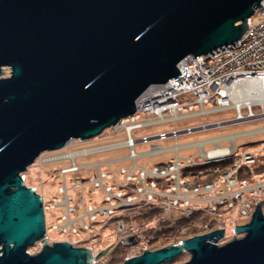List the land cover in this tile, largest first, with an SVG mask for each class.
I'll return each mask as SVG.
<instances>
[{
    "label": "water",
    "instance_id": "95a60500",
    "mask_svg": "<svg viewBox=\"0 0 264 264\" xmlns=\"http://www.w3.org/2000/svg\"><path fill=\"white\" fill-rule=\"evenodd\" d=\"M259 2L0 0V75L9 68L0 76V264H88L106 255L114 242L95 255L65 240L47 245L42 198L20 173L41 153L133 114L141 99L165 91L179 61L239 39ZM263 201L223 244L214 243L223 228L215 229L121 264H160L183 252L189 258L179 264H264ZM39 239L41 249L28 253Z\"/></svg>",
    "mask_w": 264,
    "mask_h": 264
},
{
    "label": "built area",
    "instance_id": "2783aa9c",
    "mask_svg": "<svg viewBox=\"0 0 264 264\" xmlns=\"http://www.w3.org/2000/svg\"><path fill=\"white\" fill-rule=\"evenodd\" d=\"M254 17L255 22L252 21ZM247 25L236 41L195 56L186 64L179 61L180 73L164 83L165 91L141 99L133 114L106 128L109 129L107 137L123 131V140L57 154L45 152L49 155L42 156L41 153L38 156L40 163L59 159L70 161L68 167L58 170L60 180L54 196L45 200L39 194L44 213H52L55 219L49 225L45 222L42 238L46 236V243L60 240L49 234L53 231L63 235L64 240L73 246L90 248L95 255L101 250L96 251L97 238L109 236L114 242L110 247L128 249L124 260L141 254L144 249L154 250L149 245L157 234L159 221L164 218L172 224L184 220L180 228L182 231L194 230L192 235L221 228L225 232L227 223H230V239L237 236L234 225L247 223L255 203L264 197V140L259 142L257 149L240 154L235 153L232 136H228L229 144L225 146L218 144V138L201 140L194 143L198 149L195 156H180L177 153L180 146L176 142L170 147H162L150 143L149 135L141 134L135 138L132 132L229 108L235 109L237 119H242L255 116L252 108L260 106L259 115L264 119V100L237 105L233 99V91L238 85L259 86L264 81V0L254 7ZM242 109H245V115L241 113ZM260 131L264 132V126ZM171 133L176 137V130ZM155 137L163 139L166 133L159 132ZM78 140L70 138L64 146L73 145ZM206 142H211L213 146L205 149ZM139 143H150L149 149L137 153L135 145ZM123 147L127 148L126 158L132 163L121 167L116 174L107 167L112 160L76 165L75 159L79 155ZM166 151L174 152L167 161L149 166L136 162L140 156ZM224 162H228L227 165L220 168L219 165ZM80 169L92 171L86 177H75L76 182H72L74 179L71 178L72 183L68 185L66 174ZM94 189L99 190L101 198L93 204L88 203L85 194L90 195ZM33 190L36 191V188ZM263 204L264 201L260 209L264 215ZM148 214L150 216L139 219ZM241 217L243 220L239 223ZM229 237L223 234L214 243L223 244ZM179 241L172 244H179ZM36 242L40 250V239ZM95 262L93 260L88 264Z\"/></svg>",
    "mask_w": 264,
    "mask_h": 264
},
{
    "label": "rangeland",
    "instance_id": "374dc122",
    "mask_svg": "<svg viewBox=\"0 0 264 264\" xmlns=\"http://www.w3.org/2000/svg\"><path fill=\"white\" fill-rule=\"evenodd\" d=\"M252 21L255 22L256 18L255 17L252 18ZM2 71H5V72H3L2 75L0 76H7L9 69L4 67L2 68ZM253 111L254 113H259L261 111V107L253 106ZM234 118H235V112L232 108L223 109V110L214 111L213 113H209L205 116H195V117H187L184 119H179L176 123L170 121V122H165V123L158 124L155 126H150L142 130H133L132 135L133 137L137 138L141 134H154L159 131L170 132L172 129H176L179 131V130L186 129L187 127L194 128V127H199L201 125L217 123L220 121L233 120ZM263 125H264V119L256 118L254 120L241 121V122L226 124V125L217 126L213 128L201 129V130H197L193 132L178 134L176 137V142L178 144L192 143V142L201 141L205 139H212L218 136L236 134V133L245 132L249 130L259 129ZM108 133H109V129H106L101 135H98L96 137L83 140V141L78 140L73 145L64 146L61 149L52 151L50 153L57 154V153H63L67 151L82 150V149H86V148H90V147H94L98 145H103V144H107L111 142L121 141L125 138L123 131H120L119 133L113 135L112 137H107L106 135ZM262 140H264V133H251V134L237 136L235 138V146H236L235 153L240 154L243 152L255 150L257 149L259 142ZM150 143L157 144L162 147H170L175 143V138L171 136L165 140H152ZM150 143L136 144L135 151L137 153H141V152H144L145 150H148ZM204 148L208 149L210 147L208 145H205ZM197 152H198V149L194 145L188 148L181 149L179 151V155L180 156H195ZM172 154L174 153L168 152L164 154L162 153V154H154V155H149L145 157H140L137 159V163L139 165L155 164V163L167 160ZM46 155H49V154L45 152L42 154V156H46ZM126 155H127L126 148H118V149L99 151V152H94V153H89V154H82L76 157L75 162H76V165L83 166V165L91 164L95 162L115 160L118 158L125 157ZM37 163L36 164L32 163L23 172L25 176L24 182L27 186L35 187L36 192H38L39 194H41L42 192L45 200H49L51 197L54 196L56 192V187H57L58 180H59L58 170L60 168L68 167L70 165V161L68 159H59V160L42 163L41 165L40 164L37 165ZM131 163L132 162L130 160H126V159L123 161H112L107 164V167L113 173L116 174L121 167H128L131 165ZM104 167L105 166H103V168ZM91 171H92L91 169H80L76 172H68L66 174V180L68 182V185H70L72 182L77 181V179H74L75 177L77 176L86 177L89 175ZM71 178L74 179L72 180V182H70ZM70 192L72 193L73 196H75L73 191H70ZM85 196H86V201L92 204L93 202L94 203L98 202L101 198V194L99 190L97 189H94L90 195L86 193ZM263 198L264 197L262 196L261 199ZM74 202H76V200H74ZM262 209L264 211V204L262 205ZM45 219H46L47 225L55 221L53 214L50 212H46ZM242 220L243 218L241 217L238 219V222L240 223ZM159 223L160 224L158 225V230L156 231L157 234L156 236L154 235V239L149 245L150 248L156 249L158 248L157 245L164 243V241H166L164 243L166 246V245H169L168 244L169 242L170 244H172L175 241L177 242L179 240H182L188 237V236L187 237L184 236L185 231H182L183 229L180 227H177V229L173 231L163 232L164 229H166L169 225L172 224V222L167 218L162 219V221H159ZM224 234L226 237H229L232 234L230 223H227ZM52 236L57 239L64 237L61 234H54V233H52ZM230 238L231 237H229L226 240H229ZM101 239H102L101 237L97 238L96 251L100 248L101 249L105 248L106 246L110 245V242H113L112 238H109V236L105 239H102V240ZM39 248H40V245L36 242L33 245L28 246L26 251L30 254H34L36 251L39 250ZM116 249L121 250V252L118 251V254L121 253V257L124 256L126 252L128 251L127 248H123V247L112 248L111 246L108 252L106 253V255L96 260L94 264H121L123 262V258L118 261H116L115 259L116 257L118 258L119 256L112 258L113 250H116ZM188 258H189V253L183 252L179 254L177 257H175L174 259L167 261V262L160 263V264H179V263L186 261Z\"/></svg>",
    "mask_w": 264,
    "mask_h": 264
},
{
    "label": "crops",
    "instance_id": "0c3cea01",
    "mask_svg": "<svg viewBox=\"0 0 264 264\" xmlns=\"http://www.w3.org/2000/svg\"><path fill=\"white\" fill-rule=\"evenodd\" d=\"M233 109V108H232ZM234 110V112H235V118L233 119V120H228V121H220V122H217V123H221V122H228V124H231V123H236V122H241V121H248V120H254V119H256V118H262L260 115H259V113L261 112H259V113H254L255 114V116H253V117H251V118H242V119H237L236 118V111H235V109H233ZM244 112H243V111ZM241 110V113L243 114V115H245V113H246V111H245V109H242ZM252 110H253V108H252ZM214 111H218V110H214ZM214 111H209L208 113H206V114H198V115H194V116H187V117H195V116H205V115H207V114H209V113H213ZM254 112V111H253ZM187 117H184V118H187ZM184 118H182V119H184ZM178 121V120H177ZM177 121H172V122H174V123H176ZM170 122V121H169ZM165 123V122H164ZM160 124H162V123H160ZM158 125V124H157ZM210 125H213V123L212 124H206V125H201V126H199V127H194V128H190V127H187L186 129H184V130H176V129H172L170 132H165V131H159V132H164V133H166V137L165 138H163V139H158V138H155V139H153V140H165V139H167L168 137H174L173 135H172V131L173 130H176V137H177V135L178 134H182V133H187V132H193V131H197V130H201V129H208V128H213V127H217V126H210ZM226 125V124H225ZM155 126V125H154ZM218 126H222V125H218ZM264 126V125H263ZM262 126V127H263ZM261 127V128H262ZM261 128H259V129H254V130H249V131H245V132H240V133H236V134H230V135H223V136H218V137H215V138H218V144L219 145H221V146H225V145H228L229 144V139H228V136H232L233 137V141H234V144H235V138L237 137V136H240V135H246V134H251V133H264L263 131H260V129ZM194 129V130H193ZM196 129V130H195ZM159 132H157V133H159ZM157 133H154V134H147V135H156ZM176 137H174L175 138V142H176ZM205 140H208V139H205ZM177 143V142H176ZM195 142H192V143H186V144H178L180 147L178 148V150H177V153H178V155H179V151L181 150V149H184V148H188V147H191V146H194L195 144H194ZM223 143V144H222ZM205 145H208L210 148L213 146V144L211 143V142H206V143H204V146ZM196 146V145H195ZM123 148H125V147H123ZM116 149H118V148H116ZM127 149V148H126ZM111 150V149H110ZM235 150H236V146H235ZM168 152H173V151H166V152H163V154L164 153H168ZM174 153V152H173ZM127 154H128V150H127ZM158 154H162V153H158ZM152 155H154V154H152ZM146 156H149V155H146ZM173 156V154L169 157V158H171ZM127 157V155L125 156V157H122V158H124V159H122V160H112V161H123V160H130V159H128V158H126ZM140 157H145V156H140ZM140 157H138V158H140ZM137 158V159H138ZM168 158V159H169ZM137 159H136V162H137ZM167 159V160H168ZM167 160H165V161H167ZM111 161V162H112ZM131 161V160H130ZM132 162V161H131ZM161 162H164V161H161ZM159 163V162H158ZM145 165H147V164H145ZM150 165H152V164H150ZM147 166H149V165H147Z\"/></svg>",
    "mask_w": 264,
    "mask_h": 264
},
{
    "label": "bare ground",
    "instance_id": "6f19581e",
    "mask_svg": "<svg viewBox=\"0 0 264 264\" xmlns=\"http://www.w3.org/2000/svg\"><path fill=\"white\" fill-rule=\"evenodd\" d=\"M259 86H261V87H259ZM259 86L251 85V84H243V85L240 84V85H238L236 87L237 88L236 91H233V93L235 95L233 97L234 102L237 105H242V104H250V103H253L254 101H262V100H264V81L262 83H260ZM149 136H150V139L151 140H153L152 138H156L155 135H149ZM37 158L33 161V163L36 164L37 162H39V160ZM38 164L41 165L42 163L39 162V163H37V165ZM22 174H23V172L20 173V175H22ZM23 177L25 178L24 174H23ZM65 178H66V176H65ZM59 180H60V175H59ZM22 181L24 182V179H22ZM24 184H25V182H24ZM29 187H33V186H29ZM36 193H38V192H36ZM41 195L43 196V193L42 192H41ZM44 220L46 222L45 213H44ZM52 233L58 234L57 232H53V231L52 232L51 231L49 232L50 235H52ZM61 240H64V237L63 238H60V240H57V241H61ZM65 241H67V240H65ZM46 244L47 245H52V244H48V243H46Z\"/></svg>",
    "mask_w": 264,
    "mask_h": 264
},
{
    "label": "trees",
    "instance_id": "16d2710c",
    "mask_svg": "<svg viewBox=\"0 0 264 264\" xmlns=\"http://www.w3.org/2000/svg\"><path fill=\"white\" fill-rule=\"evenodd\" d=\"M227 163H228V162H224V163L220 164L219 167H220V168H223V167H225V166L227 165ZM248 167H249V166H248ZM150 214H151V213H150ZM150 214H148V215H142V216H140L139 218H140V219L146 218V217L150 216ZM184 222H185L184 220H177V221H175L173 224L169 225L166 229H164L163 232H168V231L176 230L177 227H180L181 224H183ZM194 232H195L194 230H188V231H185V232H184V236H186V237H187V236H190V235L194 234ZM155 236H156V234H155ZM165 242H166V241H164V243H165ZM175 242H176V241H175ZM164 243H162V244H160V245H157V247H158V248H160V247H164V246H165ZM168 244H170V242H169ZM118 251L121 252V250H119V249L113 250L112 258H114V257H116V256H119L118 258L116 257V259H115L116 261L121 260V259L123 258V256L121 257V253L118 254ZM116 252H117V253H116Z\"/></svg>",
    "mask_w": 264,
    "mask_h": 264
}]
</instances>
